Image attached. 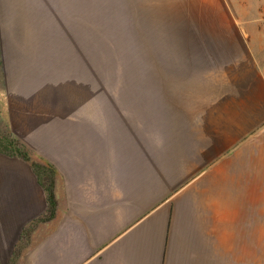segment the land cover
<instances>
[{
  "label": "crops",
  "instance_id": "1",
  "mask_svg": "<svg viewBox=\"0 0 264 264\" xmlns=\"http://www.w3.org/2000/svg\"><path fill=\"white\" fill-rule=\"evenodd\" d=\"M148 7L164 127L54 162L51 204L43 173L0 155V264L263 263L264 0Z\"/></svg>",
  "mask_w": 264,
  "mask_h": 264
},
{
  "label": "rangeland",
  "instance_id": "2",
  "mask_svg": "<svg viewBox=\"0 0 264 264\" xmlns=\"http://www.w3.org/2000/svg\"><path fill=\"white\" fill-rule=\"evenodd\" d=\"M148 16V0H0V136L29 159L0 155L49 184L50 165L86 144L150 142L165 122L150 97H164L166 77L149 70ZM256 255L264 264V247Z\"/></svg>",
  "mask_w": 264,
  "mask_h": 264
},
{
  "label": "trees",
  "instance_id": "3",
  "mask_svg": "<svg viewBox=\"0 0 264 264\" xmlns=\"http://www.w3.org/2000/svg\"><path fill=\"white\" fill-rule=\"evenodd\" d=\"M0 146H1V147L3 146V147H4V150L8 149V150H10V151H12V152H14V153H17V154L23 156L25 159H29V154H28V152L25 151V150L23 149V147H21V146L17 143V141L14 140V139H12L10 136H0ZM1 147H0V148H1ZM49 165H50V164H49ZM51 167H52V166L50 165V168H51ZM37 168H38V166H37V165H34V169H36V171L38 172V174H40V171H39ZM50 168L48 169V171L51 173L52 170H51ZM43 174H44V173H43ZM40 177H41V175H40ZM49 177H50V179H51V181H52V174H50ZM42 184L45 185V187H46V191H47V193H48V200H49V202H50V204H51V191H52L51 183L47 184V183H45V182H44V183L42 182Z\"/></svg>",
  "mask_w": 264,
  "mask_h": 264
}]
</instances>
